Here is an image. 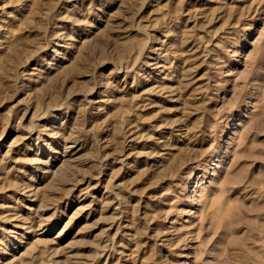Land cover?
<instances>
[{"label": "rangeland", "instance_id": "obj_1", "mask_svg": "<svg viewBox=\"0 0 264 264\" xmlns=\"http://www.w3.org/2000/svg\"><path fill=\"white\" fill-rule=\"evenodd\" d=\"M0 264H264V0H0Z\"/></svg>", "mask_w": 264, "mask_h": 264}, {"label": "bare ground", "instance_id": "obj_2", "mask_svg": "<svg viewBox=\"0 0 264 264\" xmlns=\"http://www.w3.org/2000/svg\"><path fill=\"white\" fill-rule=\"evenodd\" d=\"M134 209V208H133Z\"/></svg>", "mask_w": 264, "mask_h": 264}]
</instances>
